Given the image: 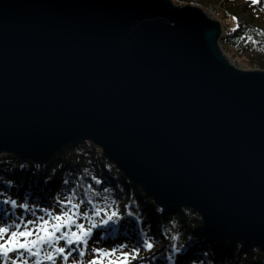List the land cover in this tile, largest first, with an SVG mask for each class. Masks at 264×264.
I'll return each instance as SVG.
<instances>
[{"label":"water","instance_id":"water-1","mask_svg":"<svg viewBox=\"0 0 264 264\" xmlns=\"http://www.w3.org/2000/svg\"><path fill=\"white\" fill-rule=\"evenodd\" d=\"M171 0H0V153L88 140L164 209L264 252V71Z\"/></svg>","mask_w":264,"mask_h":264},{"label":"trees","instance_id":"trees-1","mask_svg":"<svg viewBox=\"0 0 264 264\" xmlns=\"http://www.w3.org/2000/svg\"><path fill=\"white\" fill-rule=\"evenodd\" d=\"M209 2H213L216 12L223 13L218 37L220 51L227 59H234L240 69L264 71V31L260 29L264 26V0L255 5L251 0ZM241 13L246 15V20L239 18ZM233 28L236 31H232ZM247 37L252 40L248 41ZM89 185L100 193L93 198L94 203L101 207L110 205L111 210L121 216L119 231L106 236L108 245L111 248L129 246L123 249L128 252L133 248L141 249L143 260L140 261L143 262L133 261L132 264H167L168 260L173 264H264V252L260 248L217 237L205 228L192 209L157 206L88 140L63 147L45 164L0 153V197L16 200L18 205L27 203L40 210L61 211L58 201L65 200L73 189L77 202L85 199L84 191ZM90 208L85 202L81 212H90ZM81 222L87 225L86 220ZM106 230L105 226L93 230L87 254H93L90 249L105 239L100 236L105 237ZM146 240L153 243L151 250L142 247Z\"/></svg>","mask_w":264,"mask_h":264},{"label":"snow or ice","instance_id":"snow-or-ice-1","mask_svg":"<svg viewBox=\"0 0 264 264\" xmlns=\"http://www.w3.org/2000/svg\"><path fill=\"white\" fill-rule=\"evenodd\" d=\"M259 2L260 0H251L253 5ZM232 31H236V28ZM247 40L251 41L252 38L247 37ZM96 182L100 183L99 180ZM107 191L105 189V193ZM76 195V190L73 189L65 200L58 201L61 206L59 213L41 209L40 211L45 213L41 216H36L35 210L27 203L18 205L16 200L5 199L3 203L12 206L11 217L15 218H10L5 211L3 222H0V264H44V262L57 264L58 259L63 264H69L74 253L80 259L72 260L71 264H85L83 258L89 251L88 244L93 230L105 226L107 230L117 231L121 216L118 211L111 210L110 205L101 207L93 202V198L100 193L93 191L91 185L84 191L85 199L77 202ZM85 202L91 206L90 212L88 210L81 212V205ZM17 207L25 212H31L35 218L25 219L23 215L16 216ZM84 220L87 221V225L81 222ZM125 247V245L113 249L93 247L90 249L94 254L93 258L86 264H105V261L107 264H132L133 261L142 260L140 248H133L128 252L123 251ZM142 247L151 250L153 243L146 240Z\"/></svg>","mask_w":264,"mask_h":264},{"label":"rangeland","instance_id":"rangeland-1","mask_svg":"<svg viewBox=\"0 0 264 264\" xmlns=\"http://www.w3.org/2000/svg\"><path fill=\"white\" fill-rule=\"evenodd\" d=\"M175 5H179V6H182V5H195V6H198L200 8L203 9V11L211 18L217 20L220 22V19H221V16L223 15L222 11H219V12H216L215 10V6L213 4V2H209L210 0H171ZM209 3V4H207ZM239 18L241 20H246V15L241 13ZM221 23V22H220ZM260 29L262 31H264V26L263 27H260ZM52 178H49L48 181H51ZM12 187H14L13 184H11ZM5 200V197H0V222H3V217H4V213L5 211H7V213L9 214V217L10 218H15V217H11V213L13 211L12 209V206L9 205V204H4L3 201ZM60 206V205H59ZM30 208L34 209L35 210V214L36 216H41V215H45L44 212H41L40 209H38L37 207L34 208V206H30ZM55 213H59L60 211H57V210H51ZM15 213H16V216H20V215H23L25 219H34L35 217L32 215L31 212H24L23 209L17 207L15 209ZM31 214V215H30ZM2 215V216H1ZM30 215V216H29ZM10 222V221H9ZM119 231V229L117 231H115L114 233H112L113 231L111 230H106L105 232V237H104V234L101 235L100 237L103 239L105 238L104 240H102V242H100V244L97 246L95 245L94 247L96 248H103V249H113L111 248L109 245H108V241H107V238L106 236L111 234L112 235H115V233H117ZM104 241V242H103ZM61 244H63V242H61ZM126 247H129V246H126ZM93 255L94 254H90L89 257H84L83 260L84 262L86 263L87 260H91L93 258ZM177 258V253H176V256ZM79 256H73L70 258L69 260V264H71L72 260H79ZM143 260V259H142ZM140 261V260H138ZM140 262H143V261H140ZM49 262H44V264H48ZM57 264H63V262L61 260H57ZM105 264H107V262L105 261ZM167 264H173V261L172 260H168Z\"/></svg>","mask_w":264,"mask_h":264},{"label":"built area","instance_id":"built-area-1","mask_svg":"<svg viewBox=\"0 0 264 264\" xmlns=\"http://www.w3.org/2000/svg\"><path fill=\"white\" fill-rule=\"evenodd\" d=\"M229 60V62L231 63V64H233L234 66H236L235 65V61H234V59H228Z\"/></svg>","mask_w":264,"mask_h":264},{"label":"bare ground","instance_id":"bare-ground-1","mask_svg":"<svg viewBox=\"0 0 264 264\" xmlns=\"http://www.w3.org/2000/svg\"><path fill=\"white\" fill-rule=\"evenodd\" d=\"M53 156H54V155H53ZM1 216H2V215H1ZM85 256H86V257H89V256H90V254H87V253H86V254H85ZM48 264H50V262H49Z\"/></svg>","mask_w":264,"mask_h":264}]
</instances>
